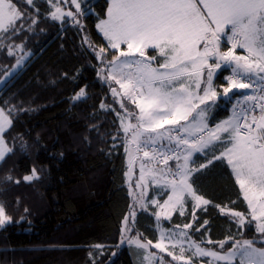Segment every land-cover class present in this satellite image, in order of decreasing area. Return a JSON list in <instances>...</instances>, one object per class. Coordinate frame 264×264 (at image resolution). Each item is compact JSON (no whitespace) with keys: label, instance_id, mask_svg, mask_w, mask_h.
Here are the masks:
<instances>
[{"label":"trees","instance_id":"trees-1","mask_svg":"<svg viewBox=\"0 0 264 264\" xmlns=\"http://www.w3.org/2000/svg\"><path fill=\"white\" fill-rule=\"evenodd\" d=\"M10 2L37 22L29 29L30 21L25 20L19 34L10 38L0 32V79L18 66L0 85V105L12 118L5 137L13 148L0 163V204L12 218L0 226V264H138L136 247L119 243L123 220L133 208L126 181V135L117 115L121 101L114 100L111 87L100 76L106 54L97 56L107 44L97 25L107 17L108 0L83 2L78 24L69 18L51 19L46 0H34L35 7L24 0ZM10 49L13 55L8 54ZM229 70L224 67L215 76L221 97L209 106V126L231 116L230 101L222 92ZM82 88L86 97L75 99ZM157 147L168 148L165 143ZM222 150L197 153L192 164L207 165L190 180L196 193L211 203L194 210L193 200L187 198V210L182 215L175 212L166 225L192 222L196 241H227L222 250L215 243H203L219 251L244 239L263 247L264 235L254 223L243 229L215 207L248 214L231 167L225 159L213 158ZM32 168L39 179L26 183L22 177ZM8 176L21 182H8ZM154 212L138 210L129 220L130 234L155 241Z\"/></svg>","mask_w":264,"mask_h":264},{"label":"snow or ice","instance_id":"snow-or-ice-1","mask_svg":"<svg viewBox=\"0 0 264 264\" xmlns=\"http://www.w3.org/2000/svg\"><path fill=\"white\" fill-rule=\"evenodd\" d=\"M24 2L35 7L34 0ZM46 3L50 7L48 16L56 21L69 18L78 24L77 17L83 14L79 11L78 0H46ZM69 3L75 6V13L61 7ZM17 20L21 21L19 26ZM25 20L30 21L29 29L37 22L32 16L18 11L10 0H0V32L10 34L9 38L17 35ZM97 28L110 48L118 51L112 60L105 61L108 72L104 79L119 85V92L111 87L114 96L127 97L139 109L136 124H125V119L133 115L125 109L126 116L121 120L123 132L126 135L132 133L129 143L136 145L137 150L141 146L152 147L156 154L150 156L148 151H144L143 156L148 158V163L162 162L167 167L159 174L172 177L167 180L172 193L168 199L163 203L155 199L148 201L160 209L159 213H155L157 218L163 215L165 219H171V213L178 209L182 215L186 194L195 201L194 209L200 204L211 203L197 195L189 182L195 172L207 165L201 164L199 168L193 169L189 164L195 163L191 160L194 153H203L205 150L214 153L217 147H221V154L213 155V158L226 159L247 202L248 214L246 216L226 206L215 207L233 218L238 226L255 222L257 232L264 235V0H109L107 18L101 20ZM222 40L230 44L227 50H221ZM121 45H126V48L121 50ZM237 48L243 49L246 55H238ZM148 49L158 50V56L148 57ZM104 53L105 49L100 48L98 58ZM8 54L13 55L11 49ZM19 63L20 60H17ZM222 67H229L232 73L226 78L228 86L223 89L225 97L233 89L252 90L250 94H243L246 107L239 111L234 109L232 118L216 124L214 128H209L203 121L204 109H200L188 122L189 115L201 104L217 97L212 79ZM202 83L205 85L203 89ZM257 88L259 92H256ZM86 95L82 88L75 99ZM121 108H124L123 102ZM12 111L15 109H9V112ZM182 121L186 123L182 124ZM11 125L9 115L0 108V163L5 161L6 156L13 154V148L4 139V133ZM165 125L178 126L173 129L175 137L171 136L173 130L167 133L168 140H174L175 144L167 148L166 152L163 149L157 152L155 145L165 135L157 133V129ZM141 137H144L143 141ZM125 151H128L127 146ZM169 160L174 163L169 165ZM208 163H212V160ZM146 167L147 164L142 162L141 182L144 181ZM148 174L156 175L150 168ZM22 179L26 183L39 179L37 170L32 168L31 174ZM6 180L16 184L21 182L19 179L13 180L11 176L6 177ZM137 186L141 185L138 183ZM139 205L141 208L146 207L143 200L139 201ZM11 219L3 204H0V226L11 222ZM128 222L129 217H125L126 226ZM183 227L189 229L192 224ZM195 231L199 232L200 229L196 228ZM128 243L145 251L151 245L161 252H167L173 260L185 261V264H193L194 256L211 258L209 264H234L237 258L239 264H264V248L254 247L251 240L243 243L234 241L230 251L221 252L200 245L215 243L222 250L227 241L207 239L196 243L186 231L169 229L161 232L154 245L150 240L141 242L138 238L129 239ZM169 245L173 249L179 246L180 254L173 255ZM185 245L191 253L187 259L183 255Z\"/></svg>","mask_w":264,"mask_h":264},{"label":"rangeland","instance_id":"rangeland-1","mask_svg":"<svg viewBox=\"0 0 264 264\" xmlns=\"http://www.w3.org/2000/svg\"><path fill=\"white\" fill-rule=\"evenodd\" d=\"M85 1L86 0H78V2L80 3V9H79L80 12L82 10L81 6H82L83 2H85ZM108 6H109V0H108ZM61 7H63V9L65 11L71 10L74 13L77 11L75 6L72 5L71 3H69L67 5H61ZM81 13H83V12H81ZM104 19H102V20H104ZM99 23H100V21L98 22V24ZM223 41H224V43H221V50L222 51L227 50V48L230 47V44H228L226 40H223ZM125 48H126V45H121V50H123ZM236 52H237L238 55H246V52L243 49H240V48H237ZM105 54L106 55H105V58L102 61L103 64H102L101 69H100L101 79L103 81H105L106 83H108V85L110 87H115L117 89V91L119 92L120 91L119 85L115 84V82L111 81L110 79H108V80L104 79V77L107 75V72H108V69L106 67L105 61L112 60L114 54L118 55V51L117 50L110 48V45H109L108 41H107V44L105 46ZM146 55L148 57L158 56V50L148 49ZM23 62H24V60H23ZM20 64H22V63H20ZM17 67H18L17 65H14V67L11 70H9V71L4 73V75L0 79V85L4 84L8 80V78L11 76L12 72ZM222 68H224V67H222ZM220 70H217L215 72V74L213 75V79H212V86H213L214 90L217 92V96H220L219 95L220 92H219L218 88L215 86V80L214 79H215L216 74ZM227 86H228V83L222 86V92H223L224 87H227ZM204 87H205V85L202 83L201 84V89H203ZM248 91H249V89H239V90L233 89V92L228 93L227 97H225V98L230 101L231 116L229 118L225 119V120H228V119L233 117L235 108H238V111H239L240 108L246 107V105H244V101H243V94H245ZM250 91H251V89H250ZM236 92H238V93H236ZM201 94H202V92H201ZM114 100H116V101L120 100L124 104V108H121V105H120L121 109L119 111V114H120L119 115L120 116L119 119L122 120V119L125 118V116H126L125 109H127L128 113H132L133 115L129 119H125V124H127V123L136 124L137 123L136 116L139 114V109L137 108L136 104H134L130 100H128L127 97L115 96ZM213 100H214V98L207 100L205 104H201L200 108H198L196 111L192 112L189 115L188 122L192 121V118L196 116L197 112H199L200 109H204L205 113H204V116L202 117V119H203V121L205 123L208 124V119H207V117H208V109H209V106L212 105ZM238 101L240 102L239 105L237 104ZM249 103H251V102H249ZM0 108H3V107L0 105ZM5 112H6V114L9 115V118L12 120L11 115L6 110H5ZM225 120H223V121H225ZM223 121H221V122H223ZM221 122H219V123H221ZM181 123L185 124L186 122L182 121ZM219 123H217V124H219ZM215 125L209 126V124H208L209 128H214ZM120 127L122 128V126H120ZM176 127H178V126L165 125L164 128L157 129V133H165V135H163L162 138L160 139V141L158 142V145H161L162 143H165L168 146V148L169 147H174L175 141L172 140L170 142L168 140L167 133L169 132V130H173ZM6 131H5V133H6ZM5 133H4V139L7 142L6 137H5ZM131 135H132L131 132L127 133V135L125 136V143H124V146L125 147L127 146V148H128V151L127 152L125 151L126 152V161H127L126 181H127V185H128V188H129V193H130V195H131V197L133 199V202H132L133 208L126 215V217H129V220L135 218L138 210H141V209L147 210V212L149 211L150 213H151V210L154 209L155 210L154 214L155 213H159L160 209L158 208V206L154 205V204H150V203H148V201H150L152 199H155V200H158L160 203H163L165 200L168 199V196L172 194L170 187L167 186V180L172 179V177H170V176L169 177H165V176L159 174L167 166H165L163 163H155V162L148 163V158L143 156V152L147 151V149H150L151 147L144 148L143 146H141V149L137 150L136 145L129 143ZM145 135H148V134H145ZM152 135H155V134H152ZM175 135H176V132L174 130L171 131V136L175 137ZM143 140H144V137H141V141H143ZM7 144H8V142H7ZM156 149H157V152L160 151V148L157 147ZM196 154L197 153H194L193 156L191 157V160L195 161V163H191L190 162V164H189V167L193 168V169L196 168V167H194L192 165V164H196V158H195ZM149 155L150 156L154 155L153 150L151 152H149ZM142 162L146 163L147 167L145 169L144 181L141 182V181H139V176H140V165H141ZM180 162L181 163L183 162L182 159H181ZM169 165H171V163H169ZM149 168L153 169L154 173H156V175H149L148 174V169ZM173 171H175V169ZM154 181H159V182L157 183V182H154ZM189 182L191 183V180ZM138 183L141 185L140 187L137 186ZM193 189H194V187H193ZM187 198H191L193 200V198L191 196L186 194L185 198H184L185 202H186ZM140 200H143L145 202L146 207H144V208L140 207V205H139V201ZM192 202H193V204L195 203L194 200ZM202 206H204V205L200 204L195 209L194 208L193 209L197 210L198 208H200ZM192 207H193V205H192ZM227 208L231 209L229 207H227ZM186 210H187L186 203H184L183 213ZM177 211L180 212L179 209ZM177 211H175V212H177ZM234 211H236V210H234ZM133 212L135 213L134 216L132 215ZM175 212L171 213V218H172V216L174 215ZM155 217H156V220H157L156 227H157L158 233H157V239L155 241H152L153 245L156 242H158V240L160 238V235H161V232L164 231V230H169V229H172V230H184V231H186L189 234V236L191 237L192 241H195L196 243H200V242L196 241V239L193 237L191 228L184 229L183 226L185 224L167 226L166 222L170 221V219H165L163 215L159 216V218H157V215H155ZM253 223L255 225V222H253ZM191 224H192V222H191ZM247 224L248 223L243 225L242 228L244 229V226L246 227ZM177 226H179V229H177ZM131 229H133L132 225L129 226V222H128V224L126 226L125 225V219H124L123 220V224H122V229L120 230L121 231V233H120L121 238H120V241H119L120 245H124V244L130 245L128 243V240L129 239H134V238L140 239L141 242L149 241V240L142 239L141 237H139L137 235L130 234L131 233ZM245 240H251V239L241 240L240 243H243ZM200 246L201 247H207V246H204L203 243ZM253 246L256 247V248H264V246L263 247H258L257 245H255V243H253ZM134 247H136V246L134 245ZM185 248H186V250H185L183 255H184L185 259H187L188 257L191 256V253L187 250V246L186 245H185ZM207 248H209V247H207ZM136 249L138 251V258H137V260H138L137 263L138 264H161V258H162V264H185V261L173 260L172 257L167 254V252H161L159 249H157V248H155V247H153L151 245L149 246L147 251L142 250V249H138L137 247H136ZM231 249H229L227 251H230ZM213 250H215V249H213ZM169 251H172L173 255H179L180 254L179 246H177L175 249H173L171 247V245H169ZM221 252H224V251H221ZM210 259L211 258H209V257L194 256V257H192V262L193 263L197 262L199 264H202L203 261H205L206 263L209 264ZM238 260L239 259L237 258L235 261H238ZM217 264H223V262H217Z\"/></svg>","mask_w":264,"mask_h":264},{"label":"built area","instance_id":"built-area-1","mask_svg":"<svg viewBox=\"0 0 264 264\" xmlns=\"http://www.w3.org/2000/svg\"><path fill=\"white\" fill-rule=\"evenodd\" d=\"M230 75H232L231 72L227 75V77L230 76ZM256 92H259V89H258V88L256 89ZM165 152H166V151H165ZM154 155H155V153H154ZM161 163H162V162H161Z\"/></svg>","mask_w":264,"mask_h":264},{"label":"water","instance_id":"water-1","mask_svg":"<svg viewBox=\"0 0 264 264\" xmlns=\"http://www.w3.org/2000/svg\"><path fill=\"white\" fill-rule=\"evenodd\" d=\"M221 96H217L216 99H219Z\"/></svg>","mask_w":264,"mask_h":264}]
</instances>
